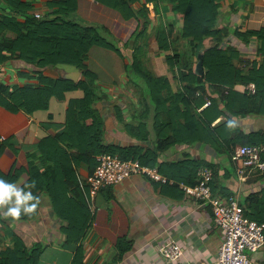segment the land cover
I'll return each mask as SVG.
<instances>
[{
  "label": "trees",
  "instance_id": "trees-1",
  "mask_svg": "<svg viewBox=\"0 0 264 264\" xmlns=\"http://www.w3.org/2000/svg\"><path fill=\"white\" fill-rule=\"evenodd\" d=\"M93 1L120 11L127 19L135 18L138 27L124 40L106 25L87 23L80 12V0H47L39 19L37 0H0V67L11 60L28 67L19 69V77L27 80L24 84L8 87L0 82V106L11 112L34 114L49 111L52 99L67 105L62 130L38 143L41 166L30 165V177L23 187L30 188L33 194L45 189L55 211L62 216L59 203L71 202L68 193L73 162L86 163L93 174L101 154L139 160L152 168L159 166L157 153L176 145L193 147L201 143L212 146L217 153H233L238 146H264V132L248 133L239 125L241 118H264V28L245 33L225 27L216 29L215 0H171L183 15V26L176 32L164 26L150 29L152 18L147 4L165 0H144L139 11L131 6L135 0ZM151 33L160 52H171L165 60L178 84L176 91L172 80L157 76L148 66ZM209 38L213 44L206 49L204 41ZM253 40L257 43L254 59L242 60L239 45L244 43L250 49ZM93 46L111 50L123 59L129 98L120 97L127 102L138 101L144 120L134 115L133 122L125 123L119 100L104 89L109 85L99 82L86 65ZM203 49L204 75L199 76L195 68ZM61 69L80 71V80L75 83L63 79ZM238 85H254L256 93H240L235 90ZM103 100L113 101L116 124H123L127 134L138 140L145 141L152 134L147 119L153 115L152 129L158 136L154 149L107 142L105 117L97 108ZM208 101L210 105L199 112ZM49 117L53 118L51 114ZM219 118L222 120L213 126ZM229 120L235 121L234 127L227 126ZM204 166L214 171L213 190L218 174L213 166ZM198 170H194L195 179ZM10 178V182L16 181L15 175ZM198 182L199 177L191 186ZM73 186L79 188L78 183ZM241 205L247 218L264 222V190L248 195ZM35 214L36 211L29 217ZM80 240L81 237L77 239ZM40 254L38 249L28 252L17 241L14 249L0 253V264H37Z\"/></svg>",
  "mask_w": 264,
  "mask_h": 264
},
{
  "label": "crops",
  "instance_id": "crops-1",
  "mask_svg": "<svg viewBox=\"0 0 264 264\" xmlns=\"http://www.w3.org/2000/svg\"><path fill=\"white\" fill-rule=\"evenodd\" d=\"M37 1L41 10H36V13L43 14L47 0ZM144 2L135 0L131 6L139 11ZM215 2L218 4L216 29L225 27L245 33L264 28V0ZM177 6L171 0L147 4L148 14L152 18L150 29L164 26L167 30L178 31L183 26V15L177 12ZM155 8H158V13ZM80 12L87 23L106 25L124 40L138 27L135 18L127 19L120 11L93 0H80ZM212 44L211 38L204 41L206 49ZM256 44L253 40L250 49L244 43L239 45L242 60L254 59L252 55ZM150 45L158 51L155 59H152L155 66L152 70L157 76L172 80V87L176 91L178 84L172 79L174 75L165 60L171 52H160L154 36ZM86 65L100 80H104L103 83L109 85L104 89L110 97L117 99L120 95H127L124 90L125 63L118 54L93 46ZM24 68L28 67L23 62L8 61L0 67V82L8 87L24 84L27 80L19 77V69ZM67 71L75 72L71 69ZM245 88L238 85L235 90L248 92ZM124 96H121V102L124 103L125 123L133 122L134 115L144 120L141 114L143 107L136 100L127 102ZM112 102L103 100L97 105L105 117L107 142L153 150L158 139L152 129L153 115L147 119L152 134L145 141L138 140L127 134L123 124H116ZM208 103L211 102L199 108V112L209 106ZM66 109V104L55 99L51 100L49 111L34 114L24 110L11 112L0 106V177L9 181L12 179L10 176L15 175V182L25 188L23 186L30 177V165L41 166L42 155L37 149L38 143L62 130ZM221 120L219 118L213 126ZM239 125L248 133L264 132V118H241ZM168 131L170 135L173 134ZM144 133L141 130V135ZM157 154L159 166L152 168L173 183L163 184L144 175H134L119 185L101 190L95 198L90 196L86 183L91 175L89 166L84 162L71 163L73 173L68 193L71 202L59 203L62 216L55 211L50 194L45 189L37 191L34 195L40 197V202L34 216L24 215L19 220L10 221L0 215V253L14 249L16 242L20 241L28 252L34 249L40 251L37 264H201L215 261L225 240L224 232L216 225L211 206L188 196L181 189V184L191 186L198 180V177H194L195 168L211 165L218 174L213 194L224 198L228 193H239L243 203L248 195L264 190V175L252 176L241 183L231 159L232 153H217L212 146L201 143L193 147L176 145ZM262 156L264 159V153ZM42 169L45 170L44 167ZM74 182L79 184V188L73 186ZM26 190L31 191L30 188ZM79 237L81 240L77 241ZM171 243L179 244L184 250L183 257L177 262L166 261L160 253L162 246ZM250 256L256 264H264V249Z\"/></svg>",
  "mask_w": 264,
  "mask_h": 264
},
{
  "label": "built area",
  "instance_id": "built-area-1",
  "mask_svg": "<svg viewBox=\"0 0 264 264\" xmlns=\"http://www.w3.org/2000/svg\"><path fill=\"white\" fill-rule=\"evenodd\" d=\"M41 16V13H36V18ZM245 90L251 94L256 93L254 85ZM263 153L264 147L257 145L238 146L234 150L231 159L241 183L247 182L252 176L264 175ZM97 162L95 171L86 181L92 198L101 190L119 185L134 175H144L163 184L173 183L156 169L142 165L139 160H122L118 156L101 154ZM198 177L196 185L181 184V189L194 200L211 206L214 221L225 235L216 260L201 264H256L249 253L264 249V222L258 223L245 216L239 193L224 198L213 194L211 185L214 171L211 168L201 167ZM160 253L166 261L177 262L183 257L184 250L179 244L171 243L162 246Z\"/></svg>",
  "mask_w": 264,
  "mask_h": 264
},
{
  "label": "clouds",
  "instance_id": "clouds-1",
  "mask_svg": "<svg viewBox=\"0 0 264 264\" xmlns=\"http://www.w3.org/2000/svg\"><path fill=\"white\" fill-rule=\"evenodd\" d=\"M235 121L229 120L228 127H234ZM20 182H23L21 178ZM40 197L32 191L20 187L17 182H10L0 177V215L10 221L19 220L23 215L35 213Z\"/></svg>",
  "mask_w": 264,
  "mask_h": 264
},
{
  "label": "water",
  "instance_id": "water-1",
  "mask_svg": "<svg viewBox=\"0 0 264 264\" xmlns=\"http://www.w3.org/2000/svg\"><path fill=\"white\" fill-rule=\"evenodd\" d=\"M205 49H203L200 54L198 55V62L196 65V74L199 76L204 75V69H203V54H204ZM61 77L66 80L73 81L77 83L80 78H81V72L80 71H75V72H69L65 69L60 70Z\"/></svg>",
  "mask_w": 264,
  "mask_h": 264
},
{
  "label": "rangeland",
  "instance_id": "rangeland-1",
  "mask_svg": "<svg viewBox=\"0 0 264 264\" xmlns=\"http://www.w3.org/2000/svg\"><path fill=\"white\" fill-rule=\"evenodd\" d=\"M152 34V33H151ZM152 37H151V40L150 41H152V38H153V34L151 35ZM158 51H155L153 48H152V46L150 45V53L148 54V58H149V62H148V66L152 69V67L154 66L153 65V62H152V59H155L154 58V56H155V54L157 53ZM130 53V52H129ZM165 57V56H164ZM164 63H165V61H164ZM154 68H155V66H154ZM98 80H99V82H102L103 83V79H99L98 78ZM124 90L126 91V94L128 93L127 91H128V88L127 87H125L124 88ZM119 91H116V93H118ZM129 95V94H128ZM117 100H119V104L123 107V105H124V103L123 102H121L123 99H121V97L120 98H117ZM250 255H251V253H249Z\"/></svg>",
  "mask_w": 264,
  "mask_h": 264
}]
</instances>
